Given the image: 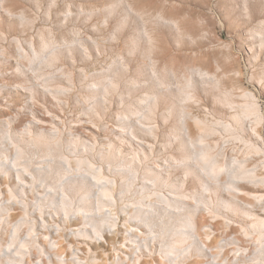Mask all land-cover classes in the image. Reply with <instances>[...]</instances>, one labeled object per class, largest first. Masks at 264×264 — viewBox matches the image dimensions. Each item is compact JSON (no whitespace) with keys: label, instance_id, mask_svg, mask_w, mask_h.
<instances>
[{"label":"clouds","instance_id":"9594fccd","mask_svg":"<svg viewBox=\"0 0 264 264\" xmlns=\"http://www.w3.org/2000/svg\"><path fill=\"white\" fill-rule=\"evenodd\" d=\"M0 264H264V0H0Z\"/></svg>","mask_w":264,"mask_h":264}]
</instances>
